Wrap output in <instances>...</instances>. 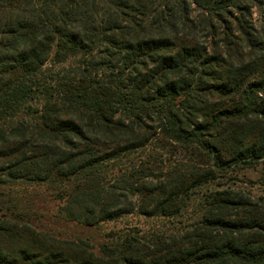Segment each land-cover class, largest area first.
<instances>
[{
	"label": "trees",
	"instance_id": "16d2710c",
	"mask_svg": "<svg viewBox=\"0 0 264 264\" xmlns=\"http://www.w3.org/2000/svg\"><path fill=\"white\" fill-rule=\"evenodd\" d=\"M251 2L0 0V185L63 187L61 215L85 226H180L95 254L1 219L0 264H264V203L231 175L264 180Z\"/></svg>",
	"mask_w": 264,
	"mask_h": 264
},
{
	"label": "rangeland",
	"instance_id": "374dc122",
	"mask_svg": "<svg viewBox=\"0 0 264 264\" xmlns=\"http://www.w3.org/2000/svg\"><path fill=\"white\" fill-rule=\"evenodd\" d=\"M249 6L251 23L255 29H259L264 24V0H252ZM189 8L190 16L197 21L200 11L193 5ZM196 35L199 36V33L197 32ZM202 41L204 42L203 39ZM47 66L58 67L52 62ZM257 169L258 167L255 170L248 169L231 174L238 179L232 184L233 187L250 191L252 196L264 203V180L257 173ZM68 184V187H71L73 183L68 182ZM61 188L63 187L28 181L0 185V220L7 218L18 224L27 225L39 240L51 237L60 241H82L88 244L95 254H99L102 246L115 245L129 237L148 240L162 229H168L164 232L169 234L175 233L180 227L173 225L168 219L146 217L135 213L103 221L94 226L69 222L59 210L63 196L57 189ZM132 201L135 202V198Z\"/></svg>",
	"mask_w": 264,
	"mask_h": 264
}]
</instances>
